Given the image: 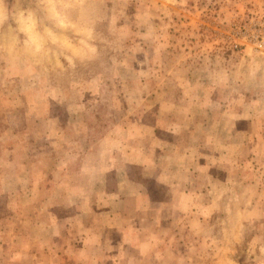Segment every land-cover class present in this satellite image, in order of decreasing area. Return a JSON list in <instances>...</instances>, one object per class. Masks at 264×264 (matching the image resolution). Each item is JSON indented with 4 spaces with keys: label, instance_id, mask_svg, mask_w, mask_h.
Wrapping results in <instances>:
<instances>
[{
    "label": "rangeland",
    "instance_id": "374dc122",
    "mask_svg": "<svg viewBox=\"0 0 264 264\" xmlns=\"http://www.w3.org/2000/svg\"><path fill=\"white\" fill-rule=\"evenodd\" d=\"M0 264H264V0H0Z\"/></svg>",
    "mask_w": 264,
    "mask_h": 264
}]
</instances>
